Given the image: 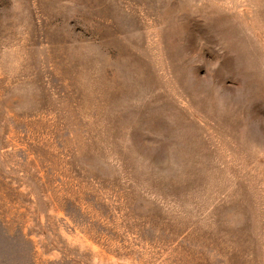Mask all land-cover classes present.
I'll return each mask as SVG.
<instances>
[{"label":"rangeland","instance_id":"obj_1","mask_svg":"<svg viewBox=\"0 0 264 264\" xmlns=\"http://www.w3.org/2000/svg\"><path fill=\"white\" fill-rule=\"evenodd\" d=\"M0 264H264V0H0Z\"/></svg>","mask_w":264,"mask_h":264}]
</instances>
